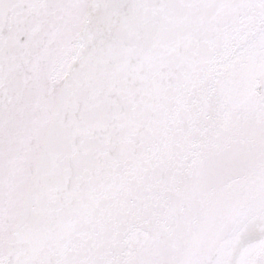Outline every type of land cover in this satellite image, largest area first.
Returning a JSON list of instances; mask_svg holds the SVG:
<instances>
[{
	"label": "snow or ice",
	"instance_id": "obj_1",
	"mask_svg": "<svg viewBox=\"0 0 264 264\" xmlns=\"http://www.w3.org/2000/svg\"><path fill=\"white\" fill-rule=\"evenodd\" d=\"M0 264H264V0H0Z\"/></svg>",
	"mask_w": 264,
	"mask_h": 264
}]
</instances>
